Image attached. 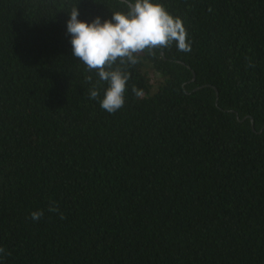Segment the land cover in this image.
Here are the masks:
<instances>
[{
    "label": "trees",
    "instance_id": "obj_1",
    "mask_svg": "<svg viewBox=\"0 0 264 264\" xmlns=\"http://www.w3.org/2000/svg\"><path fill=\"white\" fill-rule=\"evenodd\" d=\"M152 2L191 51L140 53L109 113L67 21L124 0H0V264H264V0Z\"/></svg>",
    "mask_w": 264,
    "mask_h": 264
},
{
    "label": "clouds",
    "instance_id": "obj_2",
    "mask_svg": "<svg viewBox=\"0 0 264 264\" xmlns=\"http://www.w3.org/2000/svg\"><path fill=\"white\" fill-rule=\"evenodd\" d=\"M127 11L112 13L111 19L97 16L91 23L78 19L77 6L71 10L67 21V33L71 35L72 55L95 71L99 81L89 89V99H99L100 106L115 113L125 103V92L130 74L128 67L139 62V54H153L155 49L170 48L175 43L177 50L190 52L191 45L181 18L173 17L160 3L152 0H124ZM89 82L92 77H87ZM108 87L100 99L102 83ZM137 97L142 92L133 86ZM49 212L59 213L65 219L55 201H50ZM43 210L33 211L31 219L39 221ZM0 254L10 255L0 247Z\"/></svg>",
    "mask_w": 264,
    "mask_h": 264
},
{
    "label": "rangeland",
    "instance_id": "obj_3",
    "mask_svg": "<svg viewBox=\"0 0 264 264\" xmlns=\"http://www.w3.org/2000/svg\"><path fill=\"white\" fill-rule=\"evenodd\" d=\"M152 80H153V83H156L159 80V76L152 75Z\"/></svg>",
    "mask_w": 264,
    "mask_h": 264
}]
</instances>
